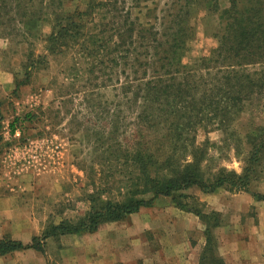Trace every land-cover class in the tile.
Here are the masks:
<instances>
[{
	"label": "rangeland",
	"instance_id": "1",
	"mask_svg": "<svg viewBox=\"0 0 264 264\" xmlns=\"http://www.w3.org/2000/svg\"><path fill=\"white\" fill-rule=\"evenodd\" d=\"M143 1L149 9H131L143 23H154L165 4L186 2ZM87 3L72 0L65 9H84ZM21 4V11L12 5V10L0 16V169L5 176L22 177L24 201L45 228L87 212L93 189L104 198L124 199L125 179L133 171L131 145L138 139L133 113L125 108L117 85L110 80L113 74L100 69L93 74L86 58L73 55L72 50L67 54L48 50L56 8L52 0H22ZM96 12L94 23L103 17L102 9ZM22 14H27V19L21 20ZM190 21L196 32L183 57L188 65L210 55L219 44L214 32L220 30L217 19L206 16L204 10L191 15ZM94 23L88 25L89 32H93ZM241 108L243 111L232 114L227 124L203 122L181 139L167 128L150 129L143 142H149L160 162L170 158L174 167L199 157L205 176L222 169L241 174L253 140L264 131V98ZM28 112L33 114L31 121L26 119ZM16 119L17 134L12 136L10 124ZM168 168L162 165V170ZM251 182L250 191L264 192V151ZM186 192L196 195L207 210L218 211L223 225H261L264 201H257L250 192L219 189L206 194L198 188Z\"/></svg>",
	"mask_w": 264,
	"mask_h": 264
},
{
	"label": "trees",
	"instance_id": "2",
	"mask_svg": "<svg viewBox=\"0 0 264 264\" xmlns=\"http://www.w3.org/2000/svg\"><path fill=\"white\" fill-rule=\"evenodd\" d=\"M71 1L52 0L56 8L52 12L48 50L66 54L72 50L73 55L86 58L93 74L98 69L113 74L110 80L117 85L125 108L131 110L135 119L138 140L131 145L134 149L129 154L133 171L125 179L124 199L104 198L102 192L93 189L89 193L90 208L83 215L48 224L29 244L0 239V256L28 248L43 252V242L49 237L95 232L100 225L123 220L164 196L205 223L207 251L202 260L206 264H222L214 251L213 234V229L221 224V214L207 210L203 201L186 190L198 188L206 194L219 189L245 191L257 201H264V192L250 191L264 151V131L253 140L243 173L222 169L211 176L202 172L199 157L181 167L171 166L170 158L160 162L147 145L149 142L144 144V133L167 128L181 139L203 122L227 124L232 114L243 111L245 104L264 98V0H186L183 4L174 1L159 10L154 23H143L132 14L133 8L149 9L147 4L142 5L143 0H88L84 9L67 11L66 5ZM21 3L22 0H0V16L12 10V5L21 11ZM97 9H102L103 17L94 23ZM199 9L217 19L220 30L214 36L219 44L209 56L188 65L183 63V57L196 32L190 16ZM27 17L25 14L20 19ZM90 23H94L93 32L88 31ZM32 118L28 112L26 119ZM17 120L10 124L12 134ZM123 120L121 115V123ZM127 152L128 149L125 158ZM165 164L168 170H162Z\"/></svg>",
	"mask_w": 264,
	"mask_h": 264
},
{
	"label": "crops",
	"instance_id": "3",
	"mask_svg": "<svg viewBox=\"0 0 264 264\" xmlns=\"http://www.w3.org/2000/svg\"><path fill=\"white\" fill-rule=\"evenodd\" d=\"M3 172L1 167L0 239L29 244L42 234L43 223L24 201L22 177ZM259 219L261 225L228 223L213 229L214 251L222 264H264V212ZM205 231L197 215L162 196L153 206L104 223L95 232L49 237L43 252L28 248L1 255L0 264H206Z\"/></svg>",
	"mask_w": 264,
	"mask_h": 264
},
{
	"label": "built area",
	"instance_id": "4",
	"mask_svg": "<svg viewBox=\"0 0 264 264\" xmlns=\"http://www.w3.org/2000/svg\"><path fill=\"white\" fill-rule=\"evenodd\" d=\"M17 133V132H16Z\"/></svg>",
	"mask_w": 264,
	"mask_h": 264
}]
</instances>
